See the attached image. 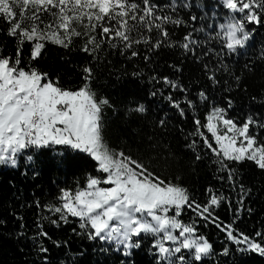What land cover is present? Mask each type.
I'll return each mask as SVG.
<instances>
[{"label": "snow or ice", "instance_id": "1", "mask_svg": "<svg viewBox=\"0 0 264 264\" xmlns=\"http://www.w3.org/2000/svg\"><path fill=\"white\" fill-rule=\"evenodd\" d=\"M216 6L222 11L223 22H219L216 11L211 16L206 12L197 15L190 0H165L163 4L160 0H0V22L4 26L0 27V34L14 42V51L9 54H4L5 45L0 43V168L17 171L23 168V176L31 170L35 179L40 175L34 167L38 157L52 153L50 159L57 166L70 163L66 152L60 149L85 154L95 163L96 174H86L82 185L77 182L75 188H59L53 203L36 202L37 208L50 215L40 217L34 240L51 239L43 229L44 222L56 228L75 224L72 233L98 243L94 252L106 257L114 254L113 264H138L136 255L146 245L154 264H206L216 250L199 232V221H203L204 227L214 225L224 233L241 256L264 257V231L249 235L234 227L251 189L239 182L238 169L232 167L233 163L248 161L264 170V142L260 137L264 118L249 114L238 122L229 117L228 109L234 106L230 99L227 108L213 106L205 117L206 123L193 118L195 130L188 135L199 138L203 155L196 139L189 140L185 147L196 153L197 161L211 153L216 171L226 173L227 182L237 192V207L233 209L224 193L209 187L207 200L201 203L179 183L180 176L173 180L162 178L130 151L111 147L104 138V110L115 106L92 87L95 79L92 63L100 61L99 53L105 47L116 49L121 55L130 52L128 59L140 54L136 46L141 44L149 53L164 47L178 48L197 60L201 55L213 54L219 67L227 70L224 58L246 54L257 29L264 27V0H216ZM181 10L187 11L186 17L181 16ZM205 19L215 23L194 26ZM169 25L190 27L191 31L173 39ZM197 33H205L204 38H197ZM213 43L219 48L206 47ZM47 44L90 57L80 67L79 85L64 87L59 78L54 80L34 66L43 57ZM198 49L205 50L198 54ZM143 58L150 61L149 55ZM204 67L207 69L208 65ZM132 75L140 77L142 72ZM208 79L213 85L219 83L214 73ZM240 79L235 77L237 82ZM161 80L173 90L187 92L177 80L155 75L150 78V82ZM158 94L181 118L187 115L185 107L193 110L196 107L191 99L185 97L180 101L171 93L164 96L159 88L151 91L149 97ZM197 95L201 103L208 102L204 91ZM259 102L264 104V100ZM146 111L141 102L128 108L129 113ZM166 124V119L159 120V126ZM201 129H206L211 139ZM222 205L234 213L231 223L215 215ZM185 210L198 219L185 222ZM246 211L251 213L252 209ZM52 243L57 248L68 247L67 241ZM38 251L48 264L49 249L40 243ZM230 251L226 244L219 255L228 256ZM84 254L79 252L81 257Z\"/></svg>", "mask_w": 264, "mask_h": 264}, {"label": "trees", "instance_id": "2", "mask_svg": "<svg viewBox=\"0 0 264 264\" xmlns=\"http://www.w3.org/2000/svg\"><path fill=\"white\" fill-rule=\"evenodd\" d=\"M163 4L165 0H160ZM194 5L192 11L197 15L208 16L213 11L218 13L219 22L224 16L216 0H190ZM200 5V7H195ZM203 8V12L201 11ZM226 11V10H224ZM186 10H181V16H187ZM192 22L189 21V24ZM215 23L210 19L199 20L196 28ZM0 27H4L0 22ZM173 31V39H180L190 27L168 26ZM206 31H211L207 29ZM197 38L203 39L205 33H197ZM0 43L5 45L4 54L14 51V42L0 34ZM27 47V46H26ZM206 47L218 49L219 45L213 43ZM140 53L137 57L128 59V55H121L116 49H109L99 53V62H93L95 74L92 87L99 95L106 96L115 108L104 110V138L113 148L130 151L133 156L142 159L157 175L168 180L180 176L179 181L190 194L201 203L207 200L206 189L211 187L214 192H222L231 200L233 209L237 207V192L227 182V174L216 171L213 163L214 157L208 153L204 159L197 161L196 153L185 147L189 140H197V148L203 155L202 142L198 137L188 134L195 130L193 118L206 123L205 117L213 106L227 108V101H233V108L228 109V116L238 122L245 116L253 114L256 118H264V27L258 28L255 39L245 50L246 54L234 57H225L227 70L220 68L213 54L202 56L199 60L191 55H185L182 49L161 48L154 53L147 52L143 44L136 46ZM205 49H198L202 54ZM27 51L25 55H27ZM149 55L146 62L144 56ZM90 59L85 53L66 50L62 47L47 44L44 55L34 63L42 72H47L52 79L59 78L64 87L79 85L81 83L80 67ZM208 68L205 69L204 65ZM248 67H245V65ZM182 71H176L175 67ZM134 72H142L140 77H133ZM214 73L219 83L213 85L208 75ZM155 75L158 78L168 77L177 80L187 92L173 90L160 83L150 82ZM239 76V82L235 77ZM161 89L164 96L171 93L176 99L184 101L185 97L191 99L196 105L195 109L185 107L187 115L181 118L178 111L172 108L161 95L150 98L149 93ZM227 89V90H226ZM204 91L209 97L207 103H201L198 93ZM256 97V100L252 98ZM135 102L144 103L147 111L144 114L129 113L128 108ZM258 114V115H257ZM166 119L165 127L159 126V120ZM211 139L206 129H201ZM187 137V139H186ZM264 142V132L260 133ZM66 152L67 165L57 166L50 157L52 153L38 157L34 167L40 175L32 178L31 170L27 176L20 171L0 168V264H45L43 254L38 251V245L43 243L49 249L48 264H113V256H104L94 248L98 243H90L81 236H76L71 229L75 224L62 225L56 228L46 222L43 229L48 232L51 239L34 240L38 231L36 225L40 217L50 215L42 208H37L36 202L46 205L55 202V197L61 187L75 188L77 182L83 184L86 174L95 175V163L85 154L60 149ZM238 169L239 182L251 192L245 197L244 209L234 227L240 231L253 235L255 231H264V170L258 169L254 163L245 161L241 164H232ZM224 176V180L217 179ZM251 208L252 212L246 211ZM215 215L221 221L231 223L234 213L228 211L227 205L215 210ZM22 217V219H21ZM195 217L190 210H185L183 220L191 222ZM23 225V227H21ZM200 234L205 235L214 245L216 254L206 260V264H264V257L255 254L241 256L235 247L225 239V234L214 225L204 227V222L198 224ZM23 233V235H20ZM67 241L68 247L57 248L52 241ZM228 244L231 251L228 256L219 255L224 245ZM86 250V251H85ZM79 252H85L81 257ZM138 264H154L147 253V245L136 255Z\"/></svg>", "mask_w": 264, "mask_h": 264}]
</instances>
